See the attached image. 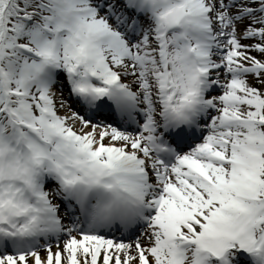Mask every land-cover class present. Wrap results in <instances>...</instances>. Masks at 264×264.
Wrapping results in <instances>:
<instances>
[{"label": "snow or ice", "instance_id": "6c2138e0", "mask_svg": "<svg viewBox=\"0 0 264 264\" xmlns=\"http://www.w3.org/2000/svg\"><path fill=\"white\" fill-rule=\"evenodd\" d=\"M0 264H264V0H0Z\"/></svg>", "mask_w": 264, "mask_h": 264}]
</instances>
